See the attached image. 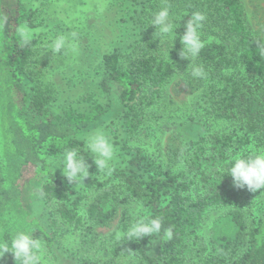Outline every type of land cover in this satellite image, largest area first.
Segmentation results:
<instances>
[{"label":"trees","instance_id":"trees-1","mask_svg":"<svg viewBox=\"0 0 264 264\" xmlns=\"http://www.w3.org/2000/svg\"><path fill=\"white\" fill-rule=\"evenodd\" d=\"M28 2L0 0V16L8 17L0 32V238L31 229L48 253L56 247L52 220L68 225L85 244L118 215L125 230L127 208L143 205L148 217L163 218V228L132 242L136 264H264V206L258 202L264 190L235 188L221 170L230 154L264 149V22L252 24L242 0H118L121 33L106 51L96 52L83 107L53 111L48 87L25 89L32 82L27 68L35 40L21 44L17 29L36 30V10ZM162 7L177 23L173 58L148 26ZM195 11L206 16L204 48L194 61L203 65L206 79L192 77L190 61L179 56L183 23ZM177 75L194 93L196 111L176 125L188 156L169 149L163 166L132 145L143 129L165 121L166 87ZM96 129L115 148L110 176L98 173L86 151L80 152L90 165L84 185L50 169L49 161H59L66 149L83 150ZM81 208L86 216L79 215ZM210 210L226 211L231 232L217 234L209 254L198 233ZM169 226L173 238L166 240L163 229ZM0 264L15 260L6 253Z\"/></svg>","mask_w":264,"mask_h":264},{"label":"rangeland","instance_id":"rangeland-1","mask_svg":"<svg viewBox=\"0 0 264 264\" xmlns=\"http://www.w3.org/2000/svg\"><path fill=\"white\" fill-rule=\"evenodd\" d=\"M27 5L33 6L36 13L33 18L35 31L31 30V39L35 40L33 57L27 68V76L32 82L26 83L29 93L31 88L48 87L51 90V108L63 109L82 108L89 88V68L96 64V52L107 50L117 33V19L121 12L117 6L118 0H28ZM247 17L253 23L256 20L264 22V0H242ZM76 34L79 43L78 50H65L60 55L51 54L48 47L50 38L64 34L72 39ZM147 33H150L148 30ZM161 50L165 55L174 57L177 48L172 42H162ZM28 84V85H27ZM167 116L159 126L143 129L137 141L132 145L143 157L149 158L165 166L167 151L180 150L182 157L188 154L185 147L176 138V125L186 123L196 111L194 93L182 82L180 75L166 87ZM220 128L216 125L215 129ZM178 165V164H177ZM178 167V166H176ZM175 167V168H176ZM62 173V169L56 171ZM90 199L94 192L85 194ZM258 202L264 206V191L259 194ZM129 223L134 219L136 205L127 208ZM259 208H257V211ZM143 214H146L143 209ZM225 210H210L205 213L204 221L198 235L203 241L206 253H213L214 237L220 233L231 232V225L225 218ZM121 216L106 228L95 230L96 236L84 238L75 233L68 225L57 219L51 221L56 247L50 252L43 250L46 264H80L89 260L95 264H136L130 247L134 240L116 238L118 232L124 230L120 222ZM201 251H198V253ZM200 254V253H199ZM194 255L197 252L194 251ZM198 256H196L197 258Z\"/></svg>","mask_w":264,"mask_h":264},{"label":"clouds","instance_id":"clouds-1","mask_svg":"<svg viewBox=\"0 0 264 264\" xmlns=\"http://www.w3.org/2000/svg\"><path fill=\"white\" fill-rule=\"evenodd\" d=\"M205 20L206 16L202 12H192L183 23V33L179 35V42L182 45L179 56L181 59L190 61L188 68L191 67V75L199 79L207 78L203 65L194 63L204 48L205 42L202 39L201 30ZM7 24L8 17L0 16V32L6 28ZM149 25L155 27L159 44L170 41L172 47V42L178 35L177 23L176 20L171 18L168 7H162L152 13ZM17 37L21 44L27 45L31 40V30L26 26H20L17 29ZM50 41L48 47L51 54L55 55H60L68 49L76 52L79 47L75 33L72 34V39H69L67 35L58 34L51 37ZM260 55H264V48L260 50ZM81 151H86L91 155L92 162L99 174L103 173L108 176L112 174L115 148L110 137L101 129H96L86 136L83 150L77 148L66 149L59 161H49L50 169L52 171L62 169V176L70 184H83L84 179L89 175L90 165L80 155ZM221 170L231 177L235 188L243 189L246 187L250 192L264 190V149H253L247 154L243 152L230 154L225 161L224 168ZM79 215L86 216V209L81 208ZM133 216L134 219L129 223L126 231L117 233L116 238L118 240H138L143 237L161 234L163 228L162 217L152 218L143 214V205L136 206ZM163 238L166 240L173 238L172 226L163 229ZM44 247L45 243L42 239L39 237L33 238L31 229H17L11 232L7 238H0V258L6 253H10L15 260V264H46L43 256Z\"/></svg>","mask_w":264,"mask_h":264}]
</instances>
